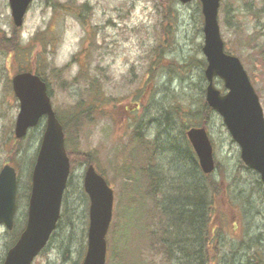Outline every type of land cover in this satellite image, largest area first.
<instances>
[{"label":"rangeland","instance_id":"1","mask_svg":"<svg viewBox=\"0 0 264 264\" xmlns=\"http://www.w3.org/2000/svg\"><path fill=\"white\" fill-rule=\"evenodd\" d=\"M218 22L224 46L240 60L264 116V0H220ZM201 27L196 0H33L13 33L8 0H0V168L10 164L17 174L14 226L7 230L0 224V264L15 230L26 220L30 173L42 130L39 124L21 139L13 135L18 102L10 78L30 63L24 53L13 50L16 41L34 48L31 64L47 82L63 124L74 110H88L104 99L103 109L92 111L76 131L65 132V146L76 153L65 190L66 218L31 264L81 262L88 208L81 189L86 167L81 154L89 156L113 189L106 264L116 263L117 250L122 264H173L161 245L165 226L157 200L163 189L152 180L187 179L192 168L194 155L184 140L192 119L181 110L195 113L204 96ZM218 81L215 85L222 91ZM161 114L167 115L169 126ZM206 119L216 165L209 176L222 189L232 180L252 201L246 214L223 191L216 199L217 209L231 215L223 241L232 259L225 264H253L255 235L263 239L258 257L264 262V192L256 183L258 175L240 161L238 146L220 116L212 111ZM136 200L142 204H131ZM166 239H171L168 231Z\"/></svg>","mask_w":264,"mask_h":264},{"label":"water","instance_id":"2","mask_svg":"<svg viewBox=\"0 0 264 264\" xmlns=\"http://www.w3.org/2000/svg\"><path fill=\"white\" fill-rule=\"evenodd\" d=\"M31 0H9L14 26L22 24ZM186 3L190 0H178ZM203 15V46L205 57V101L222 119L231 139L239 147L243 164L256 171L264 188V118L258 97L235 56L224 52L217 24L219 0H199ZM219 78L224 94L213 85ZM12 88L19 100V112L14 135L22 138L45 116L41 137L31 173L30 194L26 222L16 242L4 257L2 264H31L46 245L56 227L62 194L69 174V161L63 146L61 125L51 108L46 87L36 75L28 72L12 77ZM198 164L203 173L214 169L212 148L203 127L186 131ZM82 186L89 199L86 251L81 264H105L106 233L112 216V189L89 164L82 178ZM16 176L14 168L5 164L0 169V224L12 228L16 208Z\"/></svg>","mask_w":264,"mask_h":264},{"label":"trees","instance_id":"3","mask_svg":"<svg viewBox=\"0 0 264 264\" xmlns=\"http://www.w3.org/2000/svg\"><path fill=\"white\" fill-rule=\"evenodd\" d=\"M15 38V35L13 36ZM13 38V39H14ZM18 49L20 53L24 55L28 54V61L32 60L34 53L31 48L20 46L18 41L13 50ZM228 50V49H226ZM229 52V51H227ZM31 64V62L29 63ZM202 68L205 66V62H202ZM204 94V89L201 90ZM99 103H93L88 110H74L72 112V118L63 124V129L66 132L70 129V132L76 131V125L82 124L84 120L88 121L91 117V112L101 110V103L104 99H99ZM196 112H191L189 108L181 110L186 119H192L189 125H208L209 113L212 110L207 106L204 96L198 100L196 104ZM180 113V112H179ZM161 117L165 120L167 126H169V118L165 114H161ZM74 151H68V156L71 166L74 165ZM80 154V153H79ZM80 162L83 164L90 163L89 156L81 154ZM190 172V173H189ZM187 179L183 180H152L157 187H161L163 190L157 200L159 207V220L164 222V241L162 240V251L165 253L166 260L173 264H225L227 260H231L232 256H227L225 250L224 231L226 232V226L229 225V219L231 217L229 211L218 210L219 204H216V199H221V191H223L224 197L229 199L231 204L237 205L241 210L249 213L248 208L252 206L250 193L245 194L244 190L236 189L231 182L225 183V188L222 189L221 182L219 180L212 179L209 175H203L195 162L194 167H188ZM70 180H68L69 184ZM256 183L260 186L259 180ZM135 185V184H134ZM131 190L133 188L129 184ZM262 187V186H260ZM82 189V187H81ZM264 192V190L262 189ZM233 194V195H232ZM66 195L64 193L62 200V208L60 218L57 222L56 229L60 226L62 218H66L65 203ZM140 203L142 201L136 200L131 204ZM72 215L70 217V223L72 221ZM69 223V222H68ZM86 223V221H85ZM22 227L14 232L11 243L16 240ZM171 233V239H166L167 231ZM256 241L253 245V253L250 258L253 264H264L258 257L260 246H258L261 239L258 235L252 238ZM243 240V239H242ZM245 243H250L242 241ZM249 249V247H247ZM109 251V250H108ZM126 252V250H125ZM259 259V261H257ZM115 264H122L123 255L117 250L115 255Z\"/></svg>","mask_w":264,"mask_h":264}]
</instances>
